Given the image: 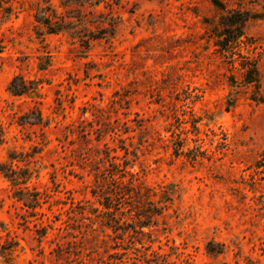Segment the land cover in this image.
<instances>
[{"label":"clouds","instance_id":"clouds-1","mask_svg":"<svg viewBox=\"0 0 264 264\" xmlns=\"http://www.w3.org/2000/svg\"><path fill=\"white\" fill-rule=\"evenodd\" d=\"M0 264H264V0H0Z\"/></svg>","mask_w":264,"mask_h":264},{"label":"rangeland","instance_id":"rangeland-1","mask_svg":"<svg viewBox=\"0 0 264 264\" xmlns=\"http://www.w3.org/2000/svg\"><path fill=\"white\" fill-rule=\"evenodd\" d=\"M49 35H50V37H51L52 39H55L56 36L58 35V33H55V34H50V33H49ZM129 35L131 36V33H129ZM122 51H123V50H122ZM81 75L84 76V79H85V80H87V76H86L84 73H82ZM69 78H71V77L69 76ZM101 79H102V78H101ZM73 87H75V85H73ZM99 87H101V85H99V84H95V88H99ZM114 95H119V93H115ZM84 102H85V103L87 102V98H85V101H84ZM73 103L76 104V105L79 107L80 101H79V100H74ZM139 115H140L139 112H137V113L135 114V116H139ZM134 118H135V117H134ZM90 127H91V125H90ZM121 151L123 152V149H121ZM112 152H115V149H113ZM10 158H14V155L11 156ZM110 167H112V166L110 165ZM257 167H259V164H257ZM68 175H69L70 177H72L73 180H75V177L73 176V174H72L71 171H69ZM69 191H71V188H69ZM17 195H19V194H17ZM54 219L57 220V221H59V220H60V216L57 214V215L54 217ZM145 222L148 223L147 221H145ZM145 222H144V223H145ZM144 225H146V224H144ZM147 226H148V224H147L145 227H147ZM176 243L178 244L179 241L177 240Z\"/></svg>","mask_w":264,"mask_h":264},{"label":"trees","instance_id":"trees-1","mask_svg":"<svg viewBox=\"0 0 264 264\" xmlns=\"http://www.w3.org/2000/svg\"><path fill=\"white\" fill-rule=\"evenodd\" d=\"M55 33H56V32H54V31L50 32V34H55ZM128 194H131V192H129ZM154 211L156 212V214H160V209H155ZM144 224L147 225L148 223L145 222ZM146 225H145V226H146Z\"/></svg>","mask_w":264,"mask_h":264}]
</instances>
